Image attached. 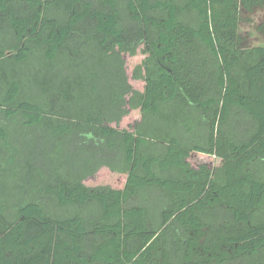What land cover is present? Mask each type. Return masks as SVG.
<instances>
[{
  "label": "trees",
  "instance_id": "1",
  "mask_svg": "<svg viewBox=\"0 0 264 264\" xmlns=\"http://www.w3.org/2000/svg\"><path fill=\"white\" fill-rule=\"evenodd\" d=\"M257 9L0 0V264H264V46L239 32ZM37 132L57 161L15 145ZM102 170L123 187L88 185Z\"/></svg>",
  "mask_w": 264,
  "mask_h": 264
},
{
  "label": "rangeland",
  "instance_id": "2",
  "mask_svg": "<svg viewBox=\"0 0 264 264\" xmlns=\"http://www.w3.org/2000/svg\"><path fill=\"white\" fill-rule=\"evenodd\" d=\"M239 32L241 34V37L243 39L245 46L247 47L264 46V9L263 10L257 9L252 12H243L241 14V23L239 27ZM142 59H143L142 55H138L134 58H131L129 56L126 57V72L128 74L129 82L131 83L134 89L139 90V91L143 90L144 83L140 81H134L132 79V71L136 67V65L141 63ZM93 64L94 63L91 60L87 67L94 66ZM38 67H39V63L33 60V62H29L26 66L20 67L18 69V72L19 73L25 72V74L27 75V78H24V79H28V77L31 76L35 70L38 69ZM108 72H109L108 74H110L111 71L108 70ZM107 75H105L102 78L104 84L107 81V79H104ZM109 82L110 81H108V83ZM108 103L109 101H107L105 104L108 105ZM109 108H110V104H109ZM139 120H140V112L131 111V113L123 119L119 127L121 129H129L134 123H136ZM27 135L28 137L26 141L24 140L23 143H20V141L18 143H15L18 149L22 150V152L26 154L30 150V147H34L35 151L37 152V158H38L39 163H41L44 160L48 161L49 159L53 157H54V161H57L56 160L57 155L53 156L52 154L56 151H59L57 145H55L52 142L47 143L45 138H43L42 132H37V133H32V134H27ZM44 136L46 137V134H44ZM28 145L30 147H28ZM68 150L69 151L72 150V147L70 145L68 146ZM190 161L194 166H197L203 163L210 165L212 168L220 166L219 159L198 156L196 154L192 156V159ZM77 163L78 161H76V164ZM47 169H49V166L47 167ZM75 169L77 170V166H75ZM65 170L66 169H64V172H62V174L65 173ZM88 185L90 186L110 185L115 188H122L124 185V180L121 177H119V175L112 174L107 170H102L101 173L98 174V176L94 180L88 182Z\"/></svg>",
  "mask_w": 264,
  "mask_h": 264
}]
</instances>
